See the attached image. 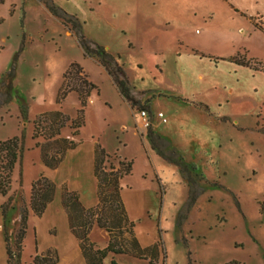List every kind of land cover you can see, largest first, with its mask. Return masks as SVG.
<instances>
[{
  "label": "rangeland",
  "instance_id": "374dc122",
  "mask_svg": "<svg viewBox=\"0 0 264 264\" xmlns=\"http://www.w3.org/2000/svg\"><path fill=\"white\" fill-rule=\"evenodd\" d=\"M52 1L60 14L80 22L85 38L122 64L133 99L122 98L106 71H99L98 59L84 55L63 16L36 0H3L0 140L21 138L23 152L9 193L0 195V205L13 197L6 221L0 211V264H6L4 232L12 244L21 199L28 203L32 181L48 177L32 136L33 120L48 110L77 116L75 92L60 103L56 97L64 71L79 59L96 81L91 92L96 103L88 98L76 135L69 124L61 129L78 146L70 149L58 179L71 177L77 185L78 166L88 176L91 137L98 138L112 151H106V166L118 159L133 162L120 180L121 196L141 246L160 244L153 262L264 264V0ZM232 57L250 63L242 66ZM141 108L148 112L147 129L140 123ZM149 130L165 141L167 155L187 166L190 177L151 148ZM48 178L60 198L62 186L71 190ZM47 208L41 217L29 212L21 264H33L32 257L49 248L57 252L56 264H84L66 217L53 201ZM89 239L103 248L108 236L94 226ZM150 259V253L141 259L109 252L103 262Z\"/></svg>",
  "mask_w": 264,
  "mask_h": 264
},
{
  "label": "trees",
  "instance_id": "16d2710c",
  "mask_svg": "<svg viewBox=\"0 0 264 264\" xmlns=\"http://www.w3.org/2000/svg\"><path fill=\"white\" fill-rule=\"evenodd\" d=\"M43 3L46 9L56 17L61 18L65 26L76 37L85 56H95L100 65L111 76L119 94L125 100L131 102L133 99V86L122 66L112 54L97 43L84 37L81 31L80 22L74 17L62 12L52 0H38ZM3 0H0V4ZM236 64L247 66L250 60L243 58L231 59ZM259 62H255V65ZM264 71V66H260ZM97 89L88 73L78 62H71L62 75V82L58 89L56 101L60 103L70 92H75L79 101L77 116L71 118L61 110L44 111L39 113L33 120L32 136L38 139L36 146L40 149L42 163L55 169L63 160L66 152L73 149L77 144L72 139L62 136L61 129L69 124L72 135L78 133L84 122V108L92 90ZM148 140L151 148L171 162L177 163L183 173L188 174L189 170L182 161L176 159L172 154L167 155L164 149L165 142L160 136L148 131ZM23 152V140L18 137H11L0 140V195H7L12 184L13 168ZM93 154V175L96 181L97 203L91 207L82 204L76 191L69 190L66 186L61 189V206L66 214L67 227L69 232L77 240L81 255L85 264H104L105 256L110 252L113 254H124L134 258H146L151 254L148 264L157 259L159 243L143 247L134 233V222L129 219L122 196L120 180L123 176L131 173L132 161L118 159L117 164L106 163L110 155L105 151L99 142L94 145ZM188 177L189 174H188ZM56 191V184L44 175L32 181L29 201L26 203L21 199L20 216L18 225L14 231L13 243H10L9 234L4 232L6 264H21L22 242L26 234L29 212L36 217H41L47 206L53 201ZM12 195L8 196L6 202L0 205L1 215L6 221L9 209H12ZM96 226L105 231L108 236L107 244L103 248L95 247L89 239L91 229ZM58 260L55 249H47L43 253H36L32 257L33 264H56ZM111 264H116L111 260ZM190 264V263H189ZM236 264V263H230Z\"/></svg>",
  "mask_w": 264,
  "mask_h": 264
},
{
  "label": "crops",
  "instance_id": "0c3cea01",
  "mask_svg": "<svg viewBox=\"0 0 264 264\" xmlns=\"http://www.w3.org/2000/svg\"><path fill=\"white\" fill-rule=\"evenodd\" d=\"M38 1V0H36ZM39 2V1H38ZM46 8V7H45ZM71 61H75L81 64V66L84 68V70L88 73L90 80L96 84L95 79L92 78L91 73L87 70V67L85 66V64H83V62L81 61V59L77 60H71ZM99 65V71H101V73H103V71L101 69H104L100 63ZM105 70V69H104ZM106 71V70H105ZM106 75L107 77L110 79V82L112 83L113 86H115L113 84V81L111 79V76L107 73L106 71ZM96 100L95 97L90 94L89 96V104H95ZM124 122V121H123ZM125 126V123L123 124ZM66 137H71L69 135H64ZM91 144L89 147V159H90V165H89V174L88 176L86 175L85 177L81 174V167L78 166L76 169V173L73 175V178H75V186L71 185V177H64L61 179H58V173L61 171V169L68 163L69 161V156L70 154L73 153L72 150H68L63 158V160L61 161V163L58 165L57 168L55 169H49L48 167H46L44 165L43 167V174L47 175L48 177L52 178L53 180L57 181L58 184H61L63 182H65L67 184V186L71 189V190H75L78 192L79 194V198L82 202V204L86 207H91L93 205H95L97 203V194H96V181H95V177L93 175V154H94V145L96 142H99L101 144V146L105 149V151L107 152H112L110 150H107L104 143H102L98 138L97 140L93 139V136L91 137ZM80 144V143H79ZM78 146V145H77ZM76 148V147H75ZM74 148V149H75ZM73 149V150H74ZM60 195H55V198L53 200V204L57 205V212H59L64 218L66 217V214L61 206V201H60ZM49 208V207H48ZM47 208V209H48ZM76 240V239H75ZM56 248V247H55ZM57 249V248H56ZM75 249L77 251V253L80 254V260L79 262H84L85 261L81 255L77 240H76V245H75ZM58 251V250H57Z\"/></svg>",
  "mask_w": 264,
  "mask_h": 264
},
{
  "label": "built area",
  "instance_id": "2783aa9c",
  "mask_svg": "<svg viewBox=\"0 0 264 264\" xmlns=\"http://www.w3.org/2000/svg\"><path fill=\"white\" fill-rule=\"evenodd\" d=\"M138 116L140 118V123L142 128H149L150 127V120H149V116H148V112L147 110H145L144 108H141L138 110ZM159 117H163V113L159 112L158 113ZM165 121V120H164Z\"/></svg>",
  "mask_w": 264,
  "mask_h": 264
}]
</instances>
